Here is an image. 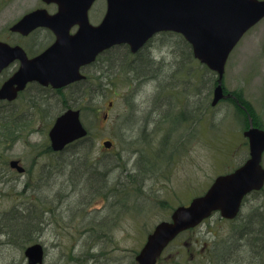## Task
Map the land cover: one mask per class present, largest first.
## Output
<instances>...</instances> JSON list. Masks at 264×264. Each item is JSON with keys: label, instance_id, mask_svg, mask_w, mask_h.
Listing matches in <instances>:
<instances>
[{"label": "rangeland", "instance_id": "374dc122", "mask_svg": "<svg viewBox=\"0 0 264 264\" xmlns=\"http://www.w3.org/2000/svg\"><path fill=\"white\" fill-rule=\"evenodd\" d=\"M182 63L175 74L180 80L176 87L170 70L164 69L156 81L159 93L146 74L140 81L134 71L98 74L106 78L104 89H92L87 100L93 109L81 110L87 149L70 147L62 154L47 150L49 131L64 107L86 100L83 92L89 88L84 85L69 89L64 102L42 101L30 108L22 102L0 105V212L44 214L46 232L37 242L46 249L43 264H138L137 256L159 223L170 220L177 207L204 195L218 176L245 163L247 122L234 112L220 114L217 109L214 119L208 112L186 124L169 113L170 121L165 120L171 106L160 99L175 103L178 97L190 96L181 84L189 79L190 60ZM225 80L231 91H240L261 112L255 126L264 129V20L233 51ZM173 111L179 113L178 108ZM167 126L178 129L171 134ZM106 142H112L111 148ZM12 160L21 162L24 175L9 165ZM98 172L106 174V182L101 177L100 182L110 197L92 196ZM256 198L257 206L264 207V192ZM247 212L244 208L241 217ZM232 231L217 216L180 235L158 264H224ZM261 251L258 260L264 264V248ZM0 264L28 263L24 251L0 237Z\"/></svg>", "mask_w": 264, "mask_h": 264}, {"label": "water", "instance_id": "95a60500", "mask_svg": "<svg viewBox=\"0 0 264 264\" xmlns=\"http://www.w3.org/2000/svg\"><path fill=\"white\" fill-rule=\"evenodd\" d=\"M94 1L69 0V4L59 1L61 13L69 11L71 17L76 14L77 22L81 24L75 36L69 35L67 29L56 30L58 42L44 57L52 53L61 56V64L52 63L48 69L38 73L36 70H39L40 61L36 59L3 86L0 99L15 100L18 92L32 81L51 84L56 88L81 81L85 77L80 74V68L92 63L105 49L127 43L133 52H137L154 35L169 30L182 33L194 45L197 58L219 73L221 83L231 51L244 34L264 18V0H206L204 4L208 3L209 13L213 12L208 22L205 16L199 15L184 17L181 21L162 16L148 17L145 13L143 15L139 0H108L104 21L99 27H93L89 23L88 9ZM185 4L197 12L202 3L196 0L183 1L182 8L186 7ZM161 7L159 0H150L145 10L153 12L161 10ZM167 8L174 10V6ZM187 19L198 20L199 23L190 24ZM24 25L25 22L20 23L17 29L23 31ZM1 47L4 46L0 44V60H4L9 53L3 52ZM1 65L0 69L3 67ZM225 97L220 84L215 92L214 105ZM87 135L80 111L76 110H68L61 115L49 133L51 147L58 152ZM245 136L250 142V160L234 173L219 176L205 195L193 199L189 206L177 208L169 221L158 224L148 235L146 244L137 256L138 264H157L165 249L179 234L197 227L214 212L219 211L223 218L235 219L245 196L264 187V130L252 125ZM105 146L111 148L112 143L106 142ZM10 166L19 173L25 172L20 161L13 160ZM25 256L28 264H43L45 247L41 243L30 245Z\"/></svg>", "mask_w": 264, "mask_h": 264}, {"label": "flooded vegetation", "instance_id": "af4514ba", "mask_svg": "<svg viewBox=\"0 0 264 264\" xmlns=\"http://www.w3.org/2000/svg\"><path fill=\"white\" fill-rule=\"evenodd\" d=\"M65 4H69V0H60ZM150 0H143V10L145 15L148 17H167L169 19L182 20L184 17L189 18L193 15L196 17H207L211 14L209 13L208 3L204 2L206 0H196L201 2L199 5L200 11H193L189 9V5L185 4V8H182L183 1L187 0H159L162 6L161 10L156 11H146L145 8L149 6ZM213 1V0H212ZM102 7H99V4ZM174 5V10L172 8H167V6ZM102 8H105L104 11ZM107 10V0H96L91 9L89 10V19L93 24H99L102 22ZM61 7L58 0H0V44L5 45V53H9L8 58H14L12 60L4 59L0 60L3 66L0 69V90L6 82H8L14 75L21 74L27 65L32 62L39 60V70L38 73H42L47 67V64L53 63L54 60H59L56 56L53 58L44 57V54L52 49L57 41L58 36L55 30L62 28V30H68V33L75 34L78 32L80 26L77 22L76 14L71 18L69 11H62L60 15ZM30 17L27 22V27L23 31L18 30L16 27L25 18ZM210 19V17H209ZM188 20V19H187ZM204 20V19H201ZM190 24L198 23V20H188ZM70 25H73L69 30ZM33 29H29L30 27ZM121 49V51H119ZM125 50L126 55H123L122 50ZM12 51V52H10ZM23 52V57H16L17 53ZM118 51V52H117ZM159 51H163L164 57L157 58L154 57ZM119 53L121 56L113 57L112 53ZM146 52V53H145ZM131 50L129 46L120 45L106 51L101 56L98 57L97 62L91 66H87L84 72L87 74L88 79H92L99 70L110 73L112 75H117L120 71L118 70L123 66H140L142 62L145 61L150 68H145V77L149 80V84L156 88L157 93H159L160 86L156 81L161 80V73L164 69L170 70L171 73L176 74L177 70L182 67V58H189L190 60V72H189V90L190 96L183 99L182 96L178 97L177 100L182 99V103L179 100L180 107L177 106V100L175 103L171 101L162 100V103H168L171 109L167 110L168 113L164 117L165 120L170 121L167 116L169 113L173 116V110L178 108L179 113L182 111L189 112L190 123L194 121L197 122L198 116L201 118L210 112L213 119L215 118V112L219 109L220 114L222 111L234 112V116L237 113L244 119L251 118V113L254 112L260 115V111H257L252 102L245 98L239 99L236 96L235 91H231L226 85V76L223 81V88L225 94H230L231 97L222 99L216 106L213 105L214 93L218 85V78L215 73L208 69L205 65L201 64L196 58L194 52V47L185 39L182 34L175 33L173 31H163L153 37L149 43L138 53V58L135 57L134 60L127 63L130 56ZM105 56H109V60L106 61ZM104 58V59H103ZM104 62H103V60ZM149 69V70H148ZM151 70H154L155 74H151ZM91 89H101L100 84L94 85L92 80H86L83 82L76 83L73 88L81 87ZM175 87V85H174ZM69 87L54 88L52 85H42L38 81H33L28 83L27 87L20 91L18 97L15 101L0 100V105L8 106L10 104L22 102L24 106L30 108L42 101L49 100L52 102L54 99L59 100L66 99L69 93ZM186 88V90H188ZM172 97V95H169ZM168 99V98H167ZM171 103V104H170ZM182 103V105H181ZM160 103L158 107H161ZM165 106V105H163ZM157 107V106H156ZM202 112V114H200ZM255 114V115H256ZM186 118V117H185ZM212 119V120H213ZM186 124V123H184ZM62 154V153H61ZM251 158L250 151L248 148L247 160ZM264 159V158H263ZM245 164V163H244ZM258 193H251L245 197L242 204V212L239 217L234 220H227L221 217V213L217 212L205 222H212L218 216L222 222H225L232 228V232H229L228 245L225 249H230L229 255L226 258L224 264H244L248 261V264H262L261 259L258 260V256H261V249L264 248V237L260 232V223H253L254 218H259L261 222H264V207L257 206ZM260 203L264 204L263 200ZM244 208H247V216L241 217ZM254 241V242H253ZM248 251V253H246Z\"/></svg>", "mask_w": 264, "mask_h": 264}, {"label": "trees", "instance_id": "16d2710c", "mask_svg": "<svg viewBox=\"0 0 264 264\" xmlns=\"http://www.w3.org/2000/svg\"><path fill=\"white\" fill-rule=\"evenodd\" d=\"M142 67L140 68V71H145V68H150L145 61L142 62ZM149 70V69H148ZM142 73V72H141ZM151 74H155L154 70H151ZM147 75V74H146ZM95 90V89H94ZM81 93V92H80ZM83 94L86 96V100L84 102L75 101L74 104H69L65 107L67 108H79L82 110V112H86L87 110H92L93 107L90 104L89 100H87V97L93 94V91L91 88L89 90L85 89ZM239 99H243L240 95L236 96ZM251 117L253 119V122L256 124L258 123L257 121V116L255 113H251ZM181 122H188L189 117H182ZM247 122V119H244ZM248 125V122H247ZM87 139H83L81 141H78L76 144L69 146L71 147H77L81 149H87L88 147L86 146V141ZM163 143V142H162ZM165 144V143H163ZM68 148V149H69ZM47 150L52 152L50 145L47 144ZM58 164L59 159L57 160ZM99 173V180L97 181V184H93L91 186L92 189V196H104V197H110V193L105 191V185L103 187V182H106L104 180L106 174L105 173ZM100 177L101 179L103 178V182H100ZM1 182V181H0ZM103 187V188H101ZM76 187H72L71 189L75 192ZM46 213V212H45ZM46 218L44 214L40 213H35L34 211L30 210L27 213H21L18 210H13L9 212H0V237L3 235L8 237V242L7 244L12 245L13 247L20 249L22 251H25V249L36 242H38L43 233L41 229V224L45 225ZM261 228L260 232L262 235H264V222H261ZM264 237V236H263Z\"/></svg>", "mask_w": 264, "mask_h": 264}, {"label": "bare ground", "instance_id": "6f19581e", "mask_svg": "<svg viewBox=\"0 0 264 264\" xmlns=\"http://www.w3.org/2000/svg\"><path fill=\"white\" fill-rule=\"evenodd\" d=\"M167 102L168 101H171V99H167L166 100ZM166 102V103H167ZM168 104V103H167ZM176 116H178L179 118H182V117H187V116H189V112L188 111H182L181 113H178V114H175V115H173L172 117H176ZM92 179V177L90 178V180ZM81 181H83V176H81L80 175V181L79 182H81ZM96 181H97V179H96ZM253 223H260L261 224V220L259 219V218H254L253 219ZM45 225H46V223H45ZM45 225H43V224H41V229H42V233H43V235L45 234V232H46V230H45V228H46V226ZM261 226V225H260ZM42 235V236H43ZM2 237H5V241H6V244H7V242L9 241L8 240V237L7 236H5V235H3ZM42 238V237H41ZM263 241H264V239H263ZM37 243V242H36ZM36 243H34V244H36ZM31 245H33V244H31ZM45 251H46V249H45Z\"/></svg>", "mask_w": 264, "mask_h": 264}]
</instances>
